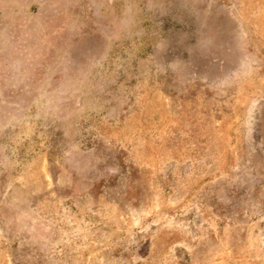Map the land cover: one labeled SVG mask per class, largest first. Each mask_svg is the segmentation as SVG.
<instances>
[{
	"label": "rangeland",
	"instance_id": "rangeland-1",
	"mask_svg": "<svg viewBox=\"0 0 264 264\" xmlns=\"http://www.w3.org/2000/svg\"><path fill=\"white\" fill-rule=\"evenodd\" d=\"M264 0H0V264H264Z\"/></svg>",
	"mask_w": 264,
	"mask_h": 264
},
{
	"label": "crops",
	"instance_id": "crops-1",
	"mask_svg": "<svg viewBox=\"0 0 264 264\" xmlns=\"http://www.w3.org/2000/svg\"><path fill=\"white\" fill-rule=\"evenodd\" d=\"M255 124L253 131L256 133L257 140L264 150V103L259 104L254 112Z\"/></svg>",
	"mask_w": 264,
	"mask_h": 264
}]
</instances>
